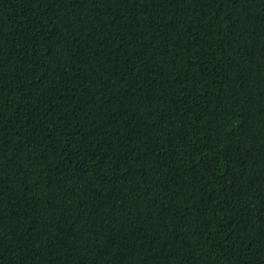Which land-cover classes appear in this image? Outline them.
<instances>
[{"label":"trees","instance_id":"trees-1","mask_svg":"<svg viewBox=\"0 0 264 264\" xmlns=\"http://www.w3.org/2000/svg\"><path fill=\"white\" fill-rule=\"evenodd\" d=\"M0 264H264V0H0Z\"/></svg>","mask_w":264,"mask_h":264}]
</instances>
